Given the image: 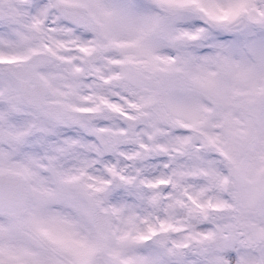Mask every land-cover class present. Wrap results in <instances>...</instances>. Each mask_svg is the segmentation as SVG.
Returning <instances> with one entry per match:
<instances>
[{
  "label": "snow or ice",
  "instance_id": "obj_1",
  "mask_svg": "<svg viewBox=\"0 0 264 264\" xmlns=\"http://www.w3.org/2000/svg\"><path fill=\"white\" fill-rule=\"evenodd\" d=\"M0 264H264V0H0Z\"/></svg>",
  "mask_w": 264,
  "mask_h": 264
}]
</instances>
